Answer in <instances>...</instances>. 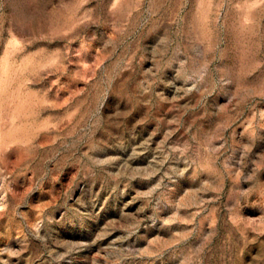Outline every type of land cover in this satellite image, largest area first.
Segmentation results:
<instances>
[{"label":"rangeland","instance_id":"1","mask_svg":"<svg viewBox=\"0 0 264 264\" xmlns=\"http://www.w3.org/2000/svg\"><path fill=\"white\" fill-rule=\"evenodd\" d=\"M0 264H264V0H0Z\"/></svg>","mask_w":264,"mask_h":264}]
</instances>
